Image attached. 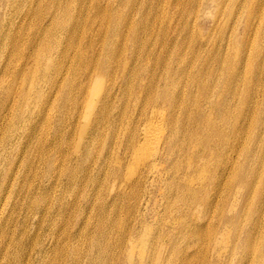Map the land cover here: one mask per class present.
I'll return each instance as SVG.
<instances>
[{"label": "bare ground", "instance_id": "obj_1", "mask_svg": "<svg viewBox=\"0 0 264 264\" xmlns=\"http://www.w3.org/2000/svg\"><path fill=\"white\" fill-rule=\"evenodd\" d=\"M2 145V194L25 216L0 227V264H263L264 0H0ZM73 185L88 193L53 195Z\"/></svg>", "mask_w": 264, "mask_h": 264}, {"label": "rangeland", "instance_id": "obj_2", "mask_svg": "<svg viewBox=\"0 0 264 264\" xmlns=\"http://www.w3.org/2000/svg\"><path fill=\"white\" fill-rule=\"evenodd\" d=\"M174 18V17H173ZM180 21H183V22H181V23H179ZM189 23V25H193L192 24V22H189V19L188 20H184L183 18H179V17H176L175 19H174V21H173V25H176V24H182V23ZM200 25H201V27H202V29L199 31L201 34H204V32H206L208 29H210L212 26H213V19L212 18H209V17H206V19H201V22H200ZM196 31H197V29H196ZM198 32V31H197ZM240 33H241V31H240ZM31 64V62L29 63V65ZM255 118V116L253 117V119ZM252 119V120H253ZM251 122V121H250ZM81 124L82 125H88V123L87 122H81ZM247 127H245L244 129H246ZM257 131V127L255 126V129H254V131H253V129L251 128V130H250V133L251 132H256ZM236 132H238V129H236ZM244 134V133H243ZM249 134V133H248ZM98 138H99V136H97ZM101 141H103L102 143L103 144H105V143H107L108 145H107V147L108 146H110L111 145V139H110V137L108 138V140H101ZM100 142V141H99ZM97 144H98V142H97ZM97 144H95L94 145V147L92 148V150L90 151L91 152V154H92V160H97L98 159V156H97V152H96V150H97ZM4 147H6V145H2V147L0 148V155H1V153L3 152V148ZM7 147H8V145H7ZM235 148H237V150L236 151H239V148L240 149H243V146H241L240 147V145H237V146H235ZM234 148V149H235ZM229 153V152H228ZM57 156V155H56ZM55 156V157H56ZM176 156H177V154H176ZM54 157V156H53ZM91 160V161H92ZM6 169V168H5ZM126 169V170H125ZM213 170H214V168L213 167H211L210 168V171H211V173L213 172ZM242 170L243 169H241V172H242ZM127 167L126 166H124V168H123V170H122V177H125V174L127 173ZM4 169H1L0 168V197H1V201H0V208L1 207H3V208H1L0 209V227L2 226V224H4V222L6 221V220H11V218L12 219H17V218H19V219H21V218H23L24 216H25V213L24 212H22V211H20V213H19V210L17 209L18 207L17 206H14V202L18 199L16 196H14L13 194L11 195V196H9V195H7L5 192H4V194H2L3 193V188H1V184H2V182H3V180H4ZM104 175H102V181H103V179H104ZM121 177V178H122ZM122 182V181H121ZM121 182H120V180H118L117 182H116V185L115 186H113V179H110L109 180V182H107L106 183V185H104L103 187H102V191H101V193L102 194H104L103 195V197L105 198V200H107V202H108V204H110L112 201H113V199H114V197H115V194L118 192V190H119V188H120V185H121ZM24 185V188H27V182L26 183H21V185ZM28 184H29V186H33L34 184H35V182H34V180H31L30 179V181H28ZM31 184V185H30ZM102 185V184H101ZM28 186V187H29ZM65 188L63 187V186H61V187H59V188H57V190L54 192V194L53 195H55L56 197H61V199H62V202L63 203H67V202H70V201H72L73 199H74V194L76 193V190H79V191H77L78 192V195H83L85 192H84V190H87L86 192L88 193V189L87 188H85L84 186H81V185H78V188L76 189L75 188V186L73 185V186H71L68 190H64ZM99 189V188H98ZM158 190H156V191H154V193H153V196H152V199H151V201L149 202V204H148V206H147V208L144 210V212H143V219L145 220V222H146V224L147 225H149V226H151V230H155L156 229V224H157V222H158V220H157V216H159V215H161L162 214V211H163V200H162V197L159 195V191L157 192ZM247 191H249V190H247ZM8 192H9V190H8ZM58 193V194H57ZM11 194V193H10ZM70 194V195H69ZM69 195V196H68ZM9 196V198H7ZM157 197V198H156ZM17 198V199H16ZM86 198V197H85ZM101 201H102V197H101V199H100V201L99 200H97V203H96V205L98 206L100 203H101ZM82 202V208L83 209H86V217L87 216H89L91 213H93V207L92 206H89L88 205V202L86 201V200H84V201H81ZM161 202V203H160ZM3 204V205H2ZM151 204V205H150ZM119 205V204H118ZM150 205V206H149ZM152 207V208H151ZM43 209H45V206L44 207H42ZM111 209V208H110ZM109 209V210H110ZM10 210V211H9ZM10 212V213H9ZM12 212H13V217H12ZM17 212V213H16ZM38 212H40V216H41V214H43V212L42 211H40V210H38ZM15 213V214H14ZM202 213V211L200 212V214ZM16 214H17V216H16ZM199 214V215H200ZM198 215V216H199ZM202 215H203V213H202ZM201 215V216H202ZM83 216H85V215H82V214H80L79 216H77V217H75V214H72V212H71V210H66V212L65 213H63V214H61V215H59L58 217H57V219H58V221H59V223L62 225V228H68L69 226H73L74 227V229H76L79 225H80V222L83 220ZM149 216H150V218H149ZM147 217V218H146ZM155 219H154V218ZM38 218H39V216L37 217V219H36V217L35 218H31L30 219V222H29V224H28V227H29V236H33V234H34V228H35V226H36V224H37V220H38ZM90 220H91V223L92 224H94L95 222H97L98 220L95 218V216L94 217H91V215H90ZM150 220V221H149ZM152 223V224H151ZM14 228L13 227V225L11 226V227H8L7 229H6V234H4V239L3 240H1L2 238H3V236H2V232H1V230H0V233H1V235H0V260H1V257H2V255L5 253V248L7 247V244L9 243V239L11 238V236H12V233H11V231H12V229ZM49 228H50V226H46V229L44 230V232L40 235V237L38 238V246L41 248H44V249H49L51 246H52V243H51V238H49L48 237V233H49ZM73 229V230H74ZM8 234V235H7ZM2 236V237H1ZM2 241V242H1ZM139 248H140V246H139V244H135V247H134V250H135V254L134 255H136V254H138V250H139ZM13 252V249H9V247H8V249H7V252L6 253H9V254H11ZM36 256L35 255H33V259H32V261L30 262V264H38V261H37V259L35 258ZM135 257H137V255L135 256ZM23 259L24 260H26V257H24L23 256ZM260 259H262V254L260 255V256H258V255H256L255 257H254V264H257L258 262V260L260 261ZM135 260H137V259H135ZM2 261V260H1ZM0 261V262H1ZM137 262V261H136ZM263 264H264V262H263Z\"/></svg>", "mask_w": 264, "mask_h": 264}]
</instances>
